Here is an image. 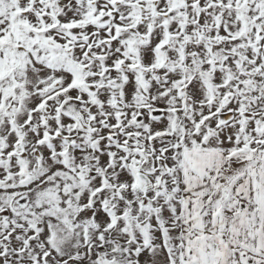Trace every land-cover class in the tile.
<instances>
[{
  "label": "rangeland",
  "instance_id": "1",
  "mask_svg": "<svg viewBox=\"0 0 264 264\" xmlns=\"http://www.w3.org/2000/svg\"><path fill=\"white\" fill-rule=\"evenodd\" d=\"M240 147L264 148V0H0V264H183Z\"/></svg>",
  "mask_w": 264,
  "mask_h": 264
},
{
  "label": "crops",
  "instance_id": "2",
  "mask_svg": "<svg viewBox=\"0 0 264 264\" xmlns=\"http://www.w3.org/2000/svg\"><path fill=\"white\" fill-rule=\"evenodd\" d=\"M226 152H222L224 167L211 175L212 184L208 185L219 190L224 180L221 198L213 203L212 198L200 199L199 205L190 196L195 201L187 208L185 220L191 225L180 230L181 237L192 236L182 251L185 256L190 253V260L184 257L183 264H264V148L240 147ZM189 187L191 191L195 189ZM186 201L184 198L181 205ZM210 204L211 208L205 207ZM178 215L181 221L183 208Z\"/></svg>",
  "mask_w": 264,
  "mask_h": 264
},
{
  "label": "trees",
  "instance_id": "3",
  "mask_svg": "<svg viewBox=\"0 0 264 264\" xmlns=\"http://www.w3.org/2000/svg\"><path fill=\"white\" fill-rule=\"evenodd\" d=\"M263 37V35H262ZM216 47V49L214 50V57L215 59L218 58L221 65L228 60L229 57H231V53H228L226 51H224V47L225 44L223 42H219L216 44H211L210 48L211 50ZM76 102H65L64 105L62 106L61 110L67 114L68 117L72 118V119H76L77 120V114H76V106H75ZM219 117V116H217Z\"/></svg>",
  "mask_w": 264,
  "mask_h": 264
},
{
  "label": "water",
  "instance_id": "4",
  "mask_svg": "<svg viewBox=\"0 0 264 264\" xmlns=\"http://www.w3.org/2000/svg\"><path fill=\"white\" fill-rule=\"evenodd\" d=\"M222 118V122H226V120L228 119H232L233 115L232 114H228V115H224L221 116ZM140 189L141 191H147L149 189H152V185L150 184L149 180L145 177V176H140Z\"/></svg>",
  "mask_w": 264,
  "mask_h": 264
},
{
  "label": "flooded vegetation",
  "instance_id": "5",
  "mask_svg": "<svg viewBox=\"0 0 264 264\" xmlns=\"http://www.w3.org/2000/svg\"><path fill=\"white\" fill-rule=\"evenodd\" d=\"M62 3H64V2H62Z\"/></svg>",
  "mask_w": 264,
  "mask_h": 264
}]
</instances>
